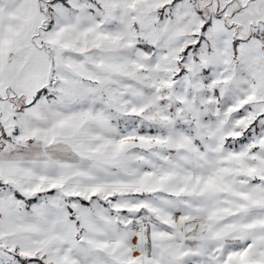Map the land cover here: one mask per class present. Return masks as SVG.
Here are the masks:
<instances>
[{"label": "snow or ice", "instance_id": "1", "mask_svg": "<svg viewBox=\"0 0 264 264\" xmlns=\"http://www.w3.org/2000/svg\"><path fill=\"white\" fill-rule=\"evenodd\" d=\"M0 264H264V0H0Z\"/></svg>", "mask_w": 264, "mask_h": 264}]
</instances>
